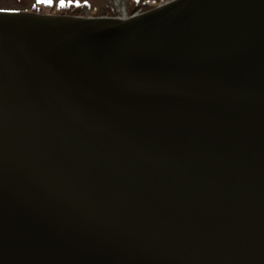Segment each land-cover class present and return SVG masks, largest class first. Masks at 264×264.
<instances>
[{
    "label": "water",
    "instance_id": "obj_1",
    "mask_svg": "<svg viewBox=\"0 0 264 264\" xmlns=\"http://www.w3.org/2000/svg\"><path fill=\"white\" fill-rule=\"evenodd\" d=\"M0 264H264V0L0 11Z\"/></svg>",
    "mask_w": 264,
    "mask_h": 264
},
{
    "label": "rangeland",
    "instance_id": "obj_2",
    "mask_svg": "<svg viewBox=\"0 0 264 264\" xmlns=\"http://www.w3.org/2000/svg\"><path fill=\"white\" fill-rule=\"evenodd\" d=\"M133 1L135 0H64L66 6L61 7L60 0H51L50 5L48 3L39 2V0H0V9L4 11H18L40 15L70 16L68 12H63V8L73 11L79 6L84 8V10L77 11V13H79L78 16L81 17L123 18L126 16L131 17L134 13H145L150 10H137L131 13L132 6L137 9L141 7H153L154 9L157 6L173 0H140V3H148V5L139 4L137 6L133 4Z\"/></svg>",
    "mask_w": 264,
    "mask_h": 264
},
{
    "label": "trees",
    "instance_id": "obj_3",
    "mask_svg": "<svg viewBox=\"0 0 264 264\" xmlns=\"http://www.w3.org/2000/svg\"><path fill=\"white\" fill-rule=\"evenodd\" d=\"M136 6H137V5H136ZM144 9H145V10H149V9H152V8L144 7ZM80 10H83V9L81 8V9H77V10H73V11L67 9V10H63V12H68L70 16H78L79 13H77V11H80ZM131 10H132L131 13H133L135 10H137V8H134V7L132 6Z\"/></svg>",
    "mask_w": 264,
    "mask_h": 264
},
{
    "label": "snow or ice",
    "instance_id": "obj_4",
    "mask_svg": "<svg viewBox=\"0 0 264 264\" xmlns=\"http://www.w3.org/2000/svg\"><path fill=\"white\" fill-rule=\"evenodd\" d=\"M39 2L48 3L49 5L51 4V0H39ZM60 4H61V7L66 6L65 3H64V0H60ZM0 11H4V10L0 9Z\"/></svg>",
    "mask_w": 264,
    "mask_h": 264
},
{
    "label": "bare ground",
    "instance_id": "obj_5",
    "mask_svg": "<svg viewBox=\"0 0 264 264\" xmlns=\"http://www.w3.org/2000/svg\"><path fill=\"white\" fill-rule=\"evenodd\" d=\"M142 14H144V13H142ZM139 15H141V14H139ZM139 15H138V13L133 14V16H139ZM125 19H127V18H125Z\"/></svg>",
    "mask_w": 264,
    "mask_h": 264
},
{
    "label": "flooded vegetation",
    "instance_id": "obj_6",
    "mask_svg": "<svg viewBox=\"0 0 264 264\" xmlns=\"http://www.w3.org/2000/svg\"><path fill=\"white\" fill-rule=\"evenodd\" d=\"M143 9H144L143 7L140 8V10H143Z\"/></svg>",
    "mask_w": 264,
    "mask_h": 264
}]
</instances>
